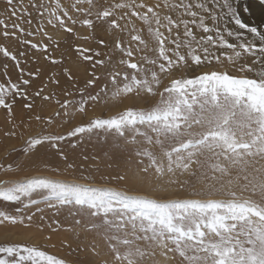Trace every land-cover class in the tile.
I'll use <instances>...</instances> for the list:
<instances>
[{
	"label": "snow or ice",
	"instance_id": "obj_1",
	"mask_svg": "<svg viewBox=\"0 0 264 264\" xmlns=\"http://www.w3.org/2000/svg\"><path fill=\"white\" fill-rule=\"evenodd\" d=\"M0 4V130L20 140L0 156V202H14L0 226L19 229L0 239V264H264V24L242 18L252 6Z\"/></svg>",
	"mask_w": 264,
	"mask_h": 264
},
{
	"label": "rangeland",
	"instance_id": "obj_2",
	"mask_svg": "<svg viewBox=\"0 0 264 264\" xmlns=\"http://www.w3.org/2000/svg\"><path fill=\"white\" fill-rule=\"evenodd\" d=\"M241 6H244L245 4L252 6V11L246 14H243V19L246 20L249 24H253L256 26H260L264 24V10L259 8L256 4V0H239ZM3 4H0V10L3 9ZM255 15V16H254ZM263 20V21H262ZM98 38H105L107 37L101 33ZM69 43L72 41V37H69ZM76 43H82L81 41H76ZM87 46V45H86ZM61 50H67V56L68 58L65 61V66L71 67L76 62V54L74 50H68V46L66 44L61 45ZM41 64L45 67H48L44 61H41ZM30 67H35L34 65H30ZM86 67V65L80 66V72L79 75L83 76V68ZM17 112L19 113V106L17 108ZM3 128V114L0 113V129ZM37 128V124L35 121L32 122V131H35ZM20 140L18 138H6L3 135V131L0 130V156H3L4 152L8 149L19 145ZM67 147V145H65ZM81 149L89 152V153H95L99 150V146L93 147L91 145H81ZM81 149H77V151H80ZM20 149L17 147V152H19ZM49 160H51V157H48ZM14 202H0V209H8ZM14 210V209H12ZM18 228H13L11 225H3L0 226V239H3L4 236L7 234V232L11 231H18ZM66 251V250H65ZM71 255L75 256V252L71 253Z\"/></svg>",
	"mask_w": 264,
	"mask_h": 264
},
{
	"label": "bare ground",
	"instance_id": "obj_3",
	"mask_svg": "<svg viewBox=\"0 0 264 264\" xmlns=\"http://www.w3.org/2000/svg\"><path fill=\"white\" fill-rule=\"evenodd\" d=\"M255 16V15H254ZM263 21V20H262Z\"/></svg>",
	"mask_w": 264,
	"mask_h": 264
}]
</instances>
